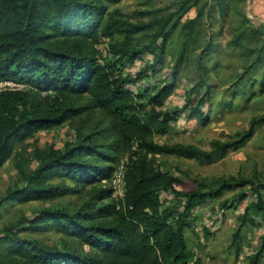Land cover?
<instances>
[{
  "label": "trees",
  "instance_id": "16d2710c",
  "mask_svg": "<svg viewBox=\"0 0 264 264\" xmlns=\"http://www.w3.org/2000/svg\"><path fill=\"white\" fill-rule=\"evenodd\" d=\"M199 2L184 0L179 8L149 22H134L117 11L107 12L99 0H0V77L26 84L23 89L0 94V169L13 157L25 182L21 188L10 189L0 200L22 204L53 201L79 193L90 182L88 175L107 177L117 169L122 159L113 169L83 158L101 156L99 146L89 136L80 135L74 144L67 142L64 148L40 143L36 137V133L56 129L80 113L71 99L72 94L88 93L95 105L112 117L118 124L122 147L130 154L125 169V194L118 204L101 206L96 209L97 213L46 209L24 222L6 226L0 235V264H190L195 259L185 236L187 212L195 203L218 197L238 188L242 182L232 177L207 191H179L176 185L180 179L160 169L155 164L156 156L211 164L228 150L243 147L254 136L256 126L264 122L263 114L235 140L213 141L210 149L180 142L161 143L155 139L156 134L168 133L171 122L182 113L191 119L202 118L205 116L202 107L212 104L211 84L199 94L204 83L201 79L182 107L163 109L176 87L180 64L196 33L197 18L185 25L184 49L171 78L152 88L141 84L144 78L156 75L164 66L169 38L185 13ZM217 2L222 13L228 10L227 0ZM141 14L152 13L142 11ZM243 21L249 22L244 14ZM244 35L242 30L235 36L237 44ZM249 35L262 37L261 44L253 60L244 66L235 86L227 90L230 98L224 102L226 107H233L234 100L244 97L247 88L259 87L264 91V78L259 81L252 78L264 63V34L261 28L253 26ZM247 51L252 50L247 48ZM145 52L154 53V59L131 74L128 66ZM133 85L137 88L135 91ZM27 144L32 146V157L28 160ZM169 190L177 197H187L184 210H172L174 204L162 209L160 195ZM257 193L258 199L248 206L246 213L252 209L264 221V198L260 191ZM109 196L110 190H104L99 198ZM98 217L111 218L112 223L93 222ZM245 219L243 214L242 223ZM52 230L78 236L89 251L83 254L68 244L62 248L48 247L18 233L43 234ZM263 260L264 235L260 248L249 257L247 264H261Z\"/></svg>",
  "mask_w": 264,
  "mask_h": 264
},
{
  "label": "rangeland",
  "instance_id": "374dc122",
  "mask_svg": "<svg viewBox=\"0 0 264 264\" xmlns=\"http://www.w3.org/2000/svg\"><path fill=\"white\" fill-rule=\"evenodd\" d=\"M99 1L107 8V12L114 10L131 21L149 22L179 8L184 0H121L118 3ZM226 4L228 10L222 13L217 0H200L198 6L185 13L178 29L167 42L164 66L159 73L144 78L141 83L145 88H152L171 78L172 70L184 49L185 25L197 18L196 33L191 38L184 60L180 64L176 87L166 99L163 109L182 107L191 90L204 79L199 90L200 96L208 84H211L214 93L212 104L202 107L208 118L204 120V116L191 119L185 112L182 113L171 122L168 133L155 135V139L161 143L180 142L210 149L213 141L235 140L239 133L253 125L254 119L264 114V91L259 87L247 88L246 95L236 98L233 107H226L224 104L230 98L227 97L230 95L227 90L235 86L234 83L243 72L244 66L253 60L256 56L255 50L261 44L262 37H251L249 31L254 26L261 28V33L264 34V17L253 10L250 0H227ZM142 11L152 14L144 16ZM243 14L249 18L248 23H244ZM242 30L245 35L237 44L235 36ZM247 48H251L253 52H248ZM153 59L154 53L145 52L129 65L127 70L135 74ZM257 70L252 78L255 77L259 81L264 78V63ZM132 89L135 91L137 88L133 85ZM254 91L255 95L250 98ZM71 97L74 105L80 108V113L56 129L36 133L40 143L49 142L57 148H64L67 142L74 144L80 135L89 136L90 140L99 146L101 156H84L85 160L101 167L112 166L113 169L121 159L127 162L130 154L122 147L118 124L112 117L97 107L88 93H75ZM26 147L28 160L32 157V146L27 144ZM155 164L178 177L180 181L176 189L183 192L196 189L207 191L232 177L242 182L238 188L230 189L218 197L195 203L187 212L188 225L185 228V236L190 249L195 253V259L190 264H247L249 257L260 248L264 235L263 218L252 209L246 213L248 206L258 199L257 191H260L264 198V122L256 126L254 136L243 147L228 150L214 163L206 165L182 157L157 155ZM29 167H33V161ZM114 173L115 170L107 177L88 175L90 182L79 193L53 201L22 204L2 198L0 235L6 226L24 222L42 210H82L95 213L101 206L118 204L120 198L113 194L111 182ZM67 182L71 184L70 181ZM24 184L12 157L0 169V198L6 196L10 189L18 186L21 188ZM104 190H110V196L101 200L99 195ZM160 198L162 209L174 204L172 210L178 209L179 212L184 210L187 200L185 195L177 197L171 190L162 192ZM243 214H246L244 223L241 220ZM94 221L112 223L111 218L98 217ZM18 233L22 237L37 239L48 247L62 248L64 244H68L80 253L89 251V247L76 235H66L54 230L43 234L30 231ZM261 264H264V260Z\"/></svg>",
  "mask_w": 264,
  "mask_h": 264
},
{
  "label": "built area",
  "instance_id": "2783aa9c",
  "mask_svg": "<svg viewBox=\"0 0 264 264\" xmlns=\"http://www.w3.org/2000/svg\"><path fill=\"white\" fill-rule=\"evenodd\" d=\"M26 84L16 82L11 79H3L0 77V94L6 90H20L23 89ZM125 169H126V160L122 159L115 170V173L111 179L113 184V194L118 198H121L125 194Z\"/></svg>",
  "mask_w": 264,
  "mask_h": 264
},
{
  "label": "crops",
  "instance_id": "0c3cea01",
  "mask_svg": "<svg viewBox=\"0 0 264 264\" xmlns=\"http://www.w3.org/2000/svg\"><path fill=\"white\" fill-rule=\"evenodd\" d=\"M253 10L264 17V0H250Z\"/></svg>",
  "mask_w": 264,
  "mask_h": 264
}]
</instances>
